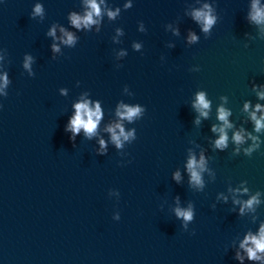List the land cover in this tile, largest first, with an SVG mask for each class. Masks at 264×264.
Segmentation results:
<instances>
[{
    "label": "water",
    "instance_id": "95a60500",
    "mask_svg": "<svg viewBox=\"0 0 264 264\" xmlns=\"http://www.w3.org/2000/svg\"><path fill=\"white\" fill-rule=\"evenodd\" d=\"M254 2L96 0V23L76 28L71 17L90 12L89 0H0V264H241L237 252L264 264V252L249 259L240 247L264 225V128L251 119L264 108V89L251 88L264 84V23L251 19ZM209 9L216 23L205 33L193 13ZM199 92L206 118L193 107ZM84 102L100 119L72 142L65 127ZM121 105L142 112L128 121ZM220 107L232 125L224 150L212 131L224 127ZM117 124L133 133L119 148L108 131L119 134ZM248 133L260 145L251 157ZM202 156L193 185L187 164ZM253 196L259 203L241 211ZM189 206L185 229L175 209Z\"/></svg>",
    "mask_w": 264,
    "mask_h": 264
},
{
    "label": "clouds",
    "instance_id": "9594fccd",
    "mask_svg": "<svg viewBox=\"0 0 264 264\" xmlns=\"http://www.w3.org/2000/svg\"><path fill=\"white\" fill-rule=\"evenodd\" d=\"M89 6L91 8V11L88 12L84 17H80L78 15L73 14L71 17L72 24L76 28H80L81 25H84L87 27L90 24L96 23V21L93 20V14L99 16L100 15V7L97 5L96 0H89ZM130 5H126L125 7H129ZM205 8H208V5H205ZM253 9H254V15L251 16V19L255 21L257 24L264 23V9L258 7V0H255L253 3ZM41 8L39 5L35 8L36 13H40ZM119 9H117V12ZM109 17H114L116 13L109 12L108 13ZM195 20L200 22L202 24V30L205 33H210V30L212 29L213 25L216 23V18L211 15V9L208 11H202V10H197L193 13ZM62 31H64L62 29ZM49 35L55 36V31L53 30L52 32L49 33ZM64 35L67 37L65 40H63V43L72 45L75 42V37L72 35L70 32H64ZM197 36L194 33H189V42H195L197 41ZM136 48H139V45L135 46ZM52 50L59 51V48L57 45L53 44L52 45ZM32 57L27 56L25 57V62H24V68L29 69L30 68V63H31ZM200 70V69H199ZM3 86H7L8 84V79L7 76L3 77ZM251 88L253 91H256V89L261 88L264 89V84H256L253 82L251 84ZM258 97L261 100H264V91H259L257 92ZM3 105L0 104V108H2ZM76 114L73 118L70 119L69 124L66 125L65 131H70L73 135L69 136L70 141L74 142L75 141V136L79 134L81 128L85 131L86 134L91 136L97 127V123L100 119V107L97 104L95 111L91 110L88 106L87 102L84 103H79L76 106ZM122 108H124L123 112L118 111V115L121 116L122 118L127 119L128 121H132L134 117L138 116L141 112L142 109L140 107H128L127 105H121ZM197 110H199L200 116L207 117L208 112L205 111L206 109H209V101L205 99V93L204 92H199L196 97V104L193 106ZM249 105L248 103L244 104V108L247 111ZM256 112H264V108L260 104H257L255 107V111L251 113V119L255 123V132H260L262 128H264V115H262L260 118H257ZM230 115L229 111L225 110L223 107H220L218 109V119L220 121H223L224 127H220L219 129L216 128L215 125L212 126V131L216 132L218 131L220 133L219 139L215 141L214 147L219 150H224L227 147V141H228V136L227 133L225 132V128H231L232 125L228 121V116ZM95 118V119H94ZM199 121L197 120V123ZM116 128L120 129L119 134L116 133V131L113 128H109L108 131L112 133V140L116 144V146L119 148L122 146L121 144V137H123L124 140H128L133 133L128 132L127 134L124 132L123 127H121L120 124L115 125ZM243 129L241 131H238L234 133L233 135V140L237 145H241L244 143V135ZM249 138H251L254 141V144L250 148H245L244 153L245 156L251 157L252 152L255 151L260 147L258 143V137L252 136L251 133H248ZM104 147V142L101 141V148L103 149ZM240 149L237 148L236 152H239ZM204 158L203 156L201 157L200 161L197 162L195 157H192L189 159L188 164H187V169L188 172L191 174V183L193 185H199L202 186V180H201V175L200 172L204 170ZM199 169V171H198ZM177 182L180 180V175L177 172L175 176L173 177ZM259 195V193H257ZM178 199V197H177ZM259 201L256 196H253L251 199L247 200L243 207L241 208V211H243V208H249L252 209L254 204H258ZM175 215L177 218H182L183 221L185 222L183 224V228L187 229L188 224L187 222H191L194 219V212L192 206H189L188 209H181V208H176L175 209ZM191 234H195V231L192 230ZM251 242V244L254 247H248L247 245ZM241 248L245 249V251L248 253V258L249 259H255L259 260L261 259L260 256H257V251L264 252V225L261 226L260 228V235L259 238L255 236L249 235L248 237L245 238V241L241 243L240 245ZM235 258L243 264V257L240 255L239 252L235 254Z\"/></svg>",
    "mask_w": 264,
    "mask_h": 264
}]
</instances>
